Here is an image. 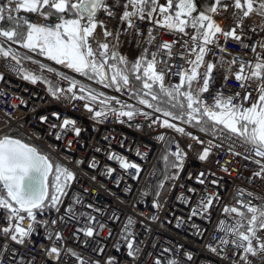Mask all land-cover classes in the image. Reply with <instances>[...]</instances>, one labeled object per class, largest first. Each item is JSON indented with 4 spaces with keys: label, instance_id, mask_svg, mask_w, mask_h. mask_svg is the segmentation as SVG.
Returning a JSON list of instances; mask_svg holds the SVG:
<instances>
[{
    "label": "built area",
    "instance_id": "2783aa9c",
    "mask_svg": "<svg viewBox=\"0 0 264 264\" xmlns=\"http://www.w3.org/2000/svg\"><path fill=\"white\" fill-rule=\"evenodd\" d=\"M3 3H6V0H0V4ZM108 3L113 5L111 10L115 15L110 17L101 11L97 18L103 21L113 36L103 37L102 29L98 27L96 35L102 42H108L111 48L114 38L118 39L115 50L129 61H135L145 47L149 51L158 52L157 59L166 61L167 68H170V72L165 69L166 87L180 82L178 73L191 71L192 65L188 60H195V53L191 51L190 36L194 34L191 28L186 30L189 35H185L161 27L154 22L160 18V13L157 12L143 21L134 18L136 28L140 31L137 36L134 30L128 29L126 22L120 19L123 0L119 3L117 0H108ZM160 3H166V0H160ZM225 3L230 5L227 12L213 14V18L224 31H230L236 26L233 13L237 10L231 7L233 0ZM20 15L27 16L37 24L57 22L55 15L48 21L32 13L21 12ZM254 26L255 22L245 19L244 31L237 29V34L242 36L249 48L243 47L231 37L225 38L222 34H217L216 37L219 47L209 45L211 51L205 55L204 65L198 69V80L202 84L207 64H217L211 74L209 91L202 94V99L209 105L214 104L217 92H223L225 96H235V93L239 92L240 96L236 97L234 103L242 101L245 90L241 88L240 82L235 80L234 75L227 72V63H224L223 67L220 66V58L223 57L225 62L235 58L237 66L241 58L245 61L254 60L251 46L264 40V32L259 28L255 33L251 31ZM149 29L156 38L151 44L147 43ZM186 41L189 46H184ZM165 42L173 45L170 55L167 50L156 47V44ZM93 47L95 49V44ZM257 51L260 49L257 48ZM22 60L21 66L26 71L65 89V92L70 87L71 79H63L59 73L50 70L40 61L34 58ZM9 63L14 64L15 61L4 60L0 56V74L4 77L0 80V137L12 132L21 133L30 145L72 170L76 179L71 182L67 194L64 195L59 211L47 208L43 214L38 212L35 231L25 243H16L11 240L10 235L5 236L0 231V264H79L75 257L65 254L63 250L68 248L76 251L82 258L99 260L100 264H106L109 258H114L113 264H156L157 259L162 264H167L169 260H175L177 264H244L242 250L234 251L231 244L227 247L219 245L224 233L219 231L218 227L221 220L228 224L234 222L232 217L223 212V208H241L238 200L264 207V178L254 175L261 171L264 157L256 156L255 152L250 150V145L224 130L210 136L180 122L174 123L184 128L186 133H191L186 135L162 126V121L166 118L135 101L132 85L117 90L80 77L78 79L85 85L75 80L77 87L74 91L76 96L82 95L85 99L69 101L63 98L65 93H61L62 98L57 99L40 80L34 84L23 79L22 73L9 70ZM163 67L158 64L157 70ZM235 69L236 66L233 70ZM195 85L198 89L197 83ZM81 86L85 89L83 93L80 92ZM89 91L98 96L96 101L88 98ZM247 91L251 92L252 99L243 101L245 107L257 96L252 87ZM100 101L107 103L101 104ZM85 104L93 111L89 112L88 108L84 107ZM121 105L125 107L121 109ZM101 108L105 111L114 108L117 112L135 109L136 114L132 119H128L108 112L107 117L95 118V111H100ZM54 113L59 118L54 116ZM41 117L48 119L45 122ZM64 119L76 122L75 127L81 129L80 136L74 135L71 126L66 132L61 131L60 126ZM53 125L56 127L53 128ZM57 134L61 137L59 140L56 139ZM161 136L164 137L163 140L159 139ZM169 140H172L171 153L177 150L178 144L179 149L186 155L182 169L173 166L178 163L175 159L163 182V188L157 192L156 165ZM205 148L210 150L209 156L206 160H200L199 157ZM112 154L139 165V177L135 178V169L125 170L120 167L118 160L109 159ZM257 160L261 163L257 164ZM81 161L83 163H80ZM93 162L96 167H90ZM108 169L115 171L109 174ZM200 173L204 175L200 176ZM200 180L204 183L201 184ZM190 189L192 191H189ZM241 191L243 195L240 194ZM249 193L251 195H248ZM210 195H218V199H214L209 211L204 212L197 207L198 202ZM76 196L80 198L81 203L75 202ZM157 204L159 207L155 206ZM88 205L92 207L89 208ZM70 207L71 213L68 212ZM194 209L197 210V215L192 214ZM80 213L95 216L96 222L88 225L87 218ZM21 215L25 216L22 226L27 228L31 221L26 213ZM8 216V210L0 207V230L16 223L9 221ZM129 218L133 221L129 225V231L134 233V248L139 249L135 258L128 255L126 241L121 239V233ZM53 220L56 221L55 224L52 223ZM100 224L104 225L102 231ZM85 226L96 228V234L93 237L84 236L78 229ZM55 233H60L62 239L56 240ZM49 234H52V240L47 238ZM258 235L264 237V232ZM209 245L217 247V252H212ZM52 246L62 249L59 261L47 254L46 250ZM101 248L103 251H98ZM189 255L191 260L188 259ZM249 260L252 264H264V252H260L257 257L249 256Z\"/></svg>",
    "mask_w": 264,
    "mask_h": 264
},
{
    "label": "snow or ice",
    "instance_id": "6c2138e0",
    "mask_svg": "<svg viewBox=\"0 0 264 264\" xmlns=\"http://www.w3.org/2000/svg\"><path fill=\"white\" fill-rule=\"evenodd\" d=\"M119 2L120 0H117V3ZM112 7L113 5H110L108 0H6V3L0 4V37L3 38V42L19 44L33 52L39 51L41 55L54 60L57 64L66 65L77 73L89 76L90 79L98 78L99 82L105 83L106 87L115 86L117 90H120L122 87H129L131 80L139 81L142 85L140 91L143 92V95L150 96L151 101H157L156 104H153L148 99L140 98L141 104L147 105L155 112H162L164 117H171L172 120H185L186 116V123L191 124L195 121L201 131H211L212 134H215L217 125H222L224 129L242 137L244 143L250 145V150L254 151L256 156L264 157V40L251 46L254 60L245 61L241 58L237 66L235 58L226 62L223 57L220 58V66L223 67L224 63H227V72L234 75L235 80L240 82L241 88L245 90L240 103H234L236 97L240 96L239 92H236L235 96H225L223 92H217L213 105H209L202 99V94L209 91L211 74L217 64H207L202 84L198 80V69L204 65V57L211 51L209 45L219 47L216 44L217 34H222L225 38L231 37L233 40L239 41L243 47L249 48V45L244 43L242 36L237 34V29L241 32L244 31L245 19L255 22V26L251 28L253 33L257 28L264 32V0H233L231 7L237 10L233 13L236 26L230 31H224L213 18V14H218L221 11L227 12L230 7L223 0H214L210 6L200 11L197 10L195 0H175L174 10V0H166L164 4H161L160 0H123V13L120 19L126 22L128 29L134 30L137 36L140 31L136 28L134 18L143 21L153 17L157 12L160 13V18L155 19L154 22L161 27L185 35H189L186 31L188 28L193 30L194 34L190 36V41L191 51L195 53V60H188V63L192 65L191 71L184 70L182 73H178L180 82L170 87L165 86V69L170 72V68H167L166 61L157 59L158 52L149 51L145 47L135 61H129L116 52L118 39L114 38L110 48L108 42H102L96 35V30L100 27L103 37L113 36V33L104 26L103 21L97 18L101 11L110 17L114 16ZM21 12L36 14L45 21L55 15L57 22L55 24H37L27 16L20 15ZM257 17L259 18L258 22ZM5 24L8 26L5 27ZM155 39L152 30L149 29L147 43L151 44ZM3 42H0V56L10 57L11 61H15L14 64L7 65L9 70L22 73L23 79L34 84L37 83L41 77L23 69L21 57L11 46L5 48ZM93 44L96 46L95 49ZM172 46L166 42L156 44L157 49H165L169 55ZM184 46H189V42L186 41ZM257 48L260 51H257ZM25 58L31 59V57ZM109 60L114 63L108 64ZM158 64L164 66L159 71L157 70ZM234 66H236L235 71L233 70ZM109 68L111 69L110 76L107 72ZM61 76L63 79H69L63 74ZM225 78L227 79V76ZM3 79V74H0V80ZM106 81L108 82L106 83ZM194 81L197 83L198 89L193 87ZM45 82L49 84L48 91L57 99L62 98L61 93H65L63 98L69 101L85 99L82 95L76 96L74 89L77 87V82L75 80L71 81L66 92L63 88L54 87L50 81ZM154 86H158V91L153 90ZM249 87L257 92V96L249 106L245 107L243 101L252 99L251 92L247 91ZM182 89L184 90L181 91ZM129 90L131 91V88ZM84 91L85 89L81 86L80 92ZM67 93H71V95H67ZM135 94L139 95V92ZM181 97L183 100L180 99ZM88 98L96 101L98 96L89 91ZM100 102L101 104L107 103L106 101ZM165 103L170 104L172 108L180 109L179 114H174L161 106ZM84 107L88 108L89 112L93 111L88 104H85ZM123 107L125 106L121 105V109ZM108 112L119 117H128V119H132L136 114L135 109L117 112L114 108H109L107 111L101 108L100 111H95L94 116L95 118L107 117ZM141 114L149 115L148 113ZM53 115L59 118L56 113ZM47 119V117H41L42 121L46 122ZM75 124L74 120L64 119L60 126L61 131L66 132L71 126L74 135L78 137L81 134V129L75 127ZM162 126L173 128L181 134L191 135V133H186L184 128L171 123L169 119H164ZM60 138V135L57 134L56 139ZM159 139L163 140L164 137L161 136ZM198 142L203 143V141ZM176 148L177 150L171 155L178 163L173 166L182 169L186 153L179 149L178 144ZM209 152L210 150L205 148L199 159L206 160ZM137 154L139 155V153ZM109 159L118 160L120 167L125 170L135 169V178L139 177L141 171L139 165L130 163L126 158L115 154L110 155ZM164 159L167 160V156ZM256 163L260 164L261 161L257 160ZM90 167H96L95 162L90 164ZM113 171L115 169H108L109 174ZM203 175L204 173H200V176ZM254 175L264 178V165H262L261 171ZM75 179L76 176L72 170L61 163H54L37 147L8 135L0 137V186H2L0 187V207L8 210L9 221L16 222L0 231L5 236L10 235L11 240L16 243H25V240L35 231L38 212L43 214L47 208H56L59 211L58 205L61 203V197L67 194L66 190ZM199 182L204 183L203 180ZM159 187L163 188V182ZM240 194L243 195V192L241 191ZM214 199H218V195L201 198L197 207L207 212L212 207ZM74 200L76 203H81L78 196L74 197ZM237 203L241 205V208L231 206L223 208V212L232 217L234 222L228 224L224 220L220 221L218 230L224 235L220 238L219 245L227 247L231 244L234 246V251L242 250L244 264H252L249 256L257 257L260 252H264V237L258 235V233L264 232V207H257L251 202L245 203L243 200H238ZM155 206L159 207L158 204ZM88 207L91 208L92 205H88ZM242 209H246V211ZM68 212H72L71 207ZM21 213H26L27 218L31 221L27 228L22 226L25 216ZM192 214L197 215V210L194 209ZM80 215L87 218L88 225L96 222L95 216L88 213H80ZM52 223L55 224L56 221L53 220ZM132 223V219L129 218L128 224L124 226V231L121 233V239L126 241L128 255L135 258L139 249L134 248V233L129 231V225ZM44 226L47 227L46 222H44ZM99 227L102 231L104 225L100 224ZM78 231L86 237H93L96 234V228L92 226H85ZM47 238L52 240V234H49ZM55 239L61 240V234L55 233ZM208 247L212 252H217V247L211 245ZM46 251L50 257L54 256L57 261L60 260L62 252L60 247L52 246ZM63 251L66 255L75 257L79 264H100L99 260L82 258L71 248ZM98 251L102 252L103 249H98ZM188 259H192L191 255L188 256ZM113 260L114 258H109L106 264H113ZM156 264H162V262L157 259ZM167 264H177V261L169 260Z\"/></svg>",
    "mask_w": 264,
    "mask_h": 264
},
{
    "label": "trees",
    "instance_id": "16d2710c",
    "mask_svg": "<svg viewBox=\"0 0 264 264\" xmlns=\"http://www.w3.org/2000/svg\"><path fill=\"white\" fill-rule=\"evenodd\" d=\"M227 0H223V2H225ZM196 4H197V10L200 11V10H203L205 7L207 6H210L214 0H195ZM175 8V0H174V7H173V10ZM195 15V13H194ZM5 27H7L8 25L5 24L4 25ZM0 42H3V38L0 37ZM3 46L6 48L8 47L9 45L6 44V42H3ZM114 63V61L111 62V64ZM131 79V78H130ZM131 83H133V87H134V93H133V99L135 101H138L140 100V98H144V99H148L151 101V97L150 96H144L143 95V92L140 91L142 85L139 81H135V80H131ZM193 87L195 88V81L193 82ZM154 91H158V86H154ZM184 89H182L181 91H183ZM146 91V90H144ZM139 92V95H136L135 93ZM181 100H183V97L180 98ZM153 104H156L157 101H151ZM147 106V105H146ZM162 107L164 108H167L168 110L172 111L174 114H179L180 112V109L178 108H172L170 104H162L161 105ZM152 109V108H151ZM161 115H163L162 112H157ZM169 119H171V117H167ZM187 117L185 116V120H176V121H180L182 122L183 124L185 125H188L198 131H201L200 130V127L196 125V122L193 121L191 124L189 123H186ZM207 119V118H205ZM221 130H225V131H228L227 129H224L222 125H217L216 126V129H215V134L218 133L219 131ZM201 132H204L205 134H208V135H211V136H214L215 134H212L211 131H208V132H205V131H201ZM229 132V131H228ZM11 136L14 137V138H18V139H21V140H25V138L19 134V133H16V132H13L11 133ZM238 136V135H237ZM239 137V136H238ZM240 139L243 140L242 137H239ZM172 144V140H169L166 147L164 148V150L162 151L158 161H157V165H156V168H157V178H156V185H155V190L158 192V190L160 189L159 185L161 184V182H164L166 176L169 174V171H170V168L171 166L175 163V158L174 156L171 155V152H170V146ZM167 156V160L164 159V157ZM50 191V194H51V188L49 189ZM62 199V197H61ZM53 209H56V208H53Z\"/></svg>",
    "mask_w": 264,
    "mask_h": 264
},
{
    "label": "bare ground",
    "instance_id": "6f19581e",
    "mask_svg": "<svg viewBox=\"0 0 264 264\" xmlns=\"http://www.w3.org/2000/svg\"><path fill=\"white\" fill-rule=\"evenodd\" d=\"M6 44H8L9 46H11L12 49L16 52V46H17V45L15 46V45L11 44L10 42H6ZM9 46H8V47H9ZM8 47H6V48H8ZM2 58H3L4 60H6V59H10V60H11L10 57L5 58V57L2 56Z\"/></svg>",
    "mask_w": 264,
    "mask_h": 264
},
{
    "label": "rangeland",
    "instance_id": "374dc122",
    "mask_svg": "<svg viewBox=\"0 0 264 264\" xmlns=\"http://www.w3.org/2000/svg\"><path fill=\"white\" fill-rule=\"evenodd\" d=\"M10 43H11V42H10ZM13 45L16 46L17 44H13ZM35 53L38 54L39 57H40V56H41V57H46V56H44V55H41V54L39 53V51H36ZM47 58H48V57H47ZM48 59H49V58H48ZM49 60H50V59H49ZM51 61L55 62L54 60H51Z\"/></svg>",
    "mask_w": 264,
    "mask_h": 264
},
{
    "label": "water",
    "instance_id": "95a60500",
    "mask_svg": "<svg viewBox=\"0 0 264 264\" xmlns=\"http://www.w3.org/2000/svg\"><path fill=\"white\" fill-rule=\"evenodd\" d=\"M63 65V64H62ZM65 66V65H64Z\"/></svg>",
    "mask_w": 264,
    "mask_h": 264
}]
</instances>
